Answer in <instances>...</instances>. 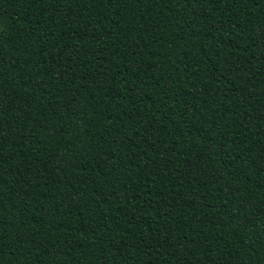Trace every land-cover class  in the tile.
<instances>
[{"label": "trees", "instance_id": "16d2710c", "mask_svg": "<svg viewBox=\"0 0 264 264\" xmlns=\"http://www.w3.org/2000/svg\"><path fill=\"white\" fill-rule=\"evenodd\" d=\"M0 264H264V0H0Z\"/></svg>", "mask_w": 264, "mask_h": 264}]
</instances>
